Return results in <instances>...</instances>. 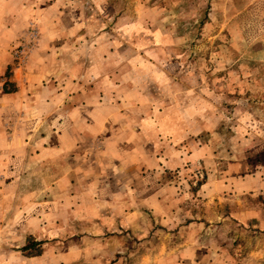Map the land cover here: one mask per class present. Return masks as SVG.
<instances>
[{"label":"rangeland","instance_id":"obj_1","mask_svg":"<svg viewBox=\"0 0 264 264\" xmlns=\"http://www.w3.org/2000/svg\"><path fill=\"white\" fill-rule=\"evenodd\" d=\"M0 264H264V0H0Z\"/></svg>","mask_w":264,"mask_h":264},{"label":"crops","instance_id":"obj_2","mask_svg":"<svg viewBox=\"0 0 264 264\" xmlns=\"http://www.w3.org/2000/svg\"><path fill=\"white\" fill-rule=\"evenodd\" d=\"M6 69H7V66L5 67V71H6ZM10 73L11 74L9 75V77L8 78H5L4 85H7L8 87H12V90L10 91V93L12 94V96L15 97V98L21 99V98L24 97V92L28 88L27 87L28 85L26 83L27 82V79H26V77H24L25 79H24V81H22V77L20 76L19 70L17 68L11 69V72ZM3 87H2V90L4 91V88ZM41 90L46 91V88L44 87ZM32 91L33 90L30 89L28 92H32ZM4 93H6V92L4 91ZM50 100H51L50 101V104H48L47 102L45 103L46 106L48 104V107L49 108L46 107V108H48V112H46V114L43 115L44 116V119H47V116H52L53 115V107L54 106H53L52 99H50ZM30 103L32 105V100L23 99V101H21V104L24 105L26 108H29L30 107ZM36 104L39 105L40 102L39 101H36ZM64 109H65L64 110V114H69V112L72 111L73 107L67 106V108L65 107ZM43 116H40V117H37V118H36V116L33 117L31 119L32 120V123L35 122V121L37 122L39 118L41 120ZM80 118L81 117H79V119ZM68 124H71V122L69 121ZM33 126H34V123H33ZM68 131H71L72 134H66L65 132H62V135H61L62 137L61 138H64V139L71 138L72 140L75 141L72 144H78L79 141H83L85 139L84 133L83 134L76 133L73 130V128H68ZM51 136H53V133L51 134ZM93 136L95 138V134ZM57 149L58 148L44 147V148H42L40 150V152H41L42 155H45L46 157L48 155L51 156L52 154H60V160H61V164L63 165V169H62L63 171L68 172V167H66V166H68V158L71 159V160H74V158H75V160L76 159H78V160H81L82 159L81 157H79L78 154H76V153L74 154L75 151L65 149V148H63V146H61V148H59V150H57ZM123 151H124V148H123ZM73 155L75 156L74 158L72 157ZM116 157L117 158H120L121 159V162L117 163V164H119L118 166H115L116 163H114L112 165V167H116L115 169H117L118 172H122V171H125L126 172L127 171V167H128V165H130V163L128 161H124L122 157H119L117 155L112 158V161ZM75 165L77 167V169H76L75 172H79V168H78L79 162L76 163ZM138 166H140V165L138 164ZM71 170H74V169H71ZM128 179H129L128 177L118 176L117 179H116V183H117L116 185L118 187H120L121 185H123L121 187H123V189H124V188H126L125 183H128ZM63 180H65V179H63ZM121 193H123L125 195L119 194V196L117 195V196L114 197L113 203L116 205L117 208L119 206H122V205L124 206L125 204H128V202H130V199H128V201H126V202L123 201V198L126 196L127 192L125 193V191L123 190V191H121ZM130 198H131V200H134V199H132V197H130ZM125 209H127V206H125ZM118 216H119L118 218L121 219V220H129V219L134 218L131 215V212H127L126 213L125 210L124 211L123 210L120 211V214Z\"/></svg>","mask_w":264,"mask_h":264},{"label":"trees","instance_id":"obj_3","mask_svg":"<svg viewBox=\"0 0 264 264\" xmlns=\"http://www.w3.org/2000/svg\"><path fill=\"white\" fill-rule=\"evenodd\" d=\"M36 243H33V245H35ZM28 247H26V249H27Z\"/></svg>","mask_w":264,"mask_h":264}]
</instances>
